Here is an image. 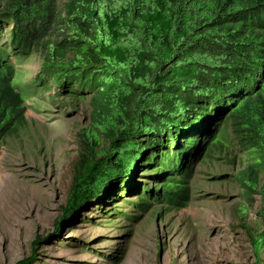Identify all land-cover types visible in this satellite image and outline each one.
<instances>
[{"label":"trees","instance_id":"1","mask_svg":"<svg viewBox=\"0 0 264 264\" xmlns=\"http://www.w3.org/2000/svg\"><path fill=\"white\" fill-rule=\"evenodd\" d=\"M61 1L0 0V151L26 129L35 94L54 88L49 98L71 108L90 99L58 225L118 185L136 212L185 208L196 165L216 154L240 157L245 203L264 198V0ZM33 54L42 64L26 84L12 61ZM248 213L239 203L253 264H264V229Z\"/></svg>","mask_w":264,"mask_h":264},{"label":"rangeland","instance_id":"2","mask_svg":"<svg viewBox=\"0 0 264 264\" xmlns=\"http://www.w3.org/2000/svg\"><path fill=\"white\" fill-rule=\"evenodd\" d=\"M12 63L29 84L40 72L42 57L33 54ZM53 94L54 88L30 97L26 129L1 145L0 264H18L35 249L31 264L254 263L237 207L248 206V223L263 230L264 198L254 193L250 204L244 202L243 189L233 178L242 168L238 154L234 165L229 162L233 156L217 154L196 165L185 208L169 212L154 202L147 211L136 212L127 202H136L137 197L125 196L118 185L71 224L58 225L72 186L80 131L91 124V107L87 99L71 108L52 101ZM111 213L113 217L107 215Z\"/></svg>","mask_w":264,"mask_h":264},{"label":"bare ground","instance_id":"3","mask_svg":"<svg viewBox=\"0 0 264 264\" xmlns=\"http://www.w3.org/2000/svg\"><path fill=\"white\" fill-rule=\"evenodd\" d=\"M0 176H1V175H0ZM2 182H3V180H2L1 177H0V186H1Z\"/></svg>","mask_w":264,"mask_h":264}]
</instances>
